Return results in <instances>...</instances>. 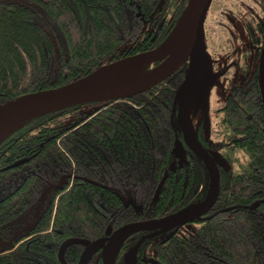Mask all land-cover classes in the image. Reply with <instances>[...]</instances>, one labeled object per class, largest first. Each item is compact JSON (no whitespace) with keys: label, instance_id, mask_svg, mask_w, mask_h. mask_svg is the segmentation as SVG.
I'll return each mask as SVG.
<instances>
[{"label":"trees","instance_id":"1","mask_svg":"<svg viewBox=\"0 0 264 264\" xmlns=\"http://www.w3.org/2000/svg\"><path fill=\"white\" fill-rule=\"evenodd\" d=\"M188 1L0 0V105L155 48ZM257 27L264 35V24ZM186 73L184 64L130 97L35 115L1 142L0 264H79L88 243L120 226L208 196L211 171L177 117L176 90ZM255 74L224 103L221 126L242 135L202 139L221 173L213 208L186 231L135 233L115 264H127L138 243L132 264H264V83ZM106 242L84 264H105Z\"/></svg>","mask_w":264,"mask_h":264},{"label":"water","instance_id":"2","mask_svg":"<svg viewBox=\"0 0 264 264\" xmlns=\"http://www.w3.org/2000/svg\"><path fill=\"white\" fill-rule=\"evenodd\" d=\"M212 1L189 0L187 8L183 12V14L186 13L183 29L173 40H169L170 33L165 41L153 49L105 63L79 79L57 87L23 94L0 105L1 144L13 130L23 124L17 125L18 120L29 110L38 106H48L63 101H70L68 104H74L93 100H111L130 97L150 89L173 75L182 65L188 64L186 76L176 90V101L178 104L177 117L188 145L205 160L211 171V189L208 196L200 202L197 208L192 210L187 211L186 209L188 207H186L173 214L146 220H136L120 226L109 238H99L88 243L82 253L79 264H84L95 246L104 241H107L103 244L105 264H115L116 257L122 246L135 233L146 229L184 225L206 214L215 205L221 186L220 169L215 156H213L198 138L191 121L189 106L187 105L191 83L197 76L207 55L204 42V21L208 15ZM173 53L176 54L172 58H169ZM163 57L165 59L161 62L159 61L152 71L135 82L121 85L108 78L109 74L121 67L131 64H142L148 60H158ZM259 203L260 200H256L253 205L257 206ZM65 243L60 250L61 258H63V247ZM138 245L127 253V264H132L131 258Z\"/></svg>","mask_w":264,"mask_h":264},{"label":"rangeland","instance_id":"3","mask_svg":"<svg viewBox=\"0 0 264 264\" xmlns=\"http://www.w3.org/2000/svg\"><path fill=\"white\" fill-rule=\"evenodd\" d=\"M210 10L211 16L209 19L206 17L209 20L206 22L209 35L206 53L210 58V65L203 66L202 64L197 74L196 89L189 105L193 127H195L194 118H197L207 102L211 105L210 116L213 117L216 106L225 98L230 87L237 82H242L243 70L246 77L254 73L256 68H259L261 78L264 81V51L261 53L258 49H253L250 41L251 33L258 36L260 32L257 26L260 22L264 23V0H215ZM244 34L245 45L241 42V36ZM213 40L219 41L221 44L215 45ZM223 40H228V43L222 42ZM214 57L226 61L225 65L230 60H236L239 64L244 61L245 66L243 69L241 68V74L234 75L230 81H227V76L216 78L217 72L221 71L222 67H213L211 61ZM164 59L165 57L150 61V64L142 65L141 74L149 73L159 61ZM186 66L188 68V64ZM212 81L219 84L217 90L211 91V88L213 89ZM207 96H209L208 99ZM92 107V104H87L84 109L90 110ZM177 153L183 156V147L180 141L177 144ZM201 201L199 200L191 206L197 208Z\"/></svg>","mask_w":264,"mask_h":264},{"label":"flooded vegetation","instance_id":"4","mask_svg":"<svg viewBox=\"0 0 264 264\" xmlns=\"http://www.w3.org/2000/svg\"><path fill=\"white\" fill-rule=\"evenodd\" d=\"M213 3H214V0L212 1L211 6H213ZM211 6H210V8H211ZM210 16H211V10L209 9L207 18L209 19ZM207 18L204 21V42H205L206 49H207V43L209 42L208 28L206 25V22H208L209 20ZM256 38L258 41H261V42L260 43L254 42V39H256ZM250 39H251L250 41H251L252 48L258 49V51L262 53L264 51V48H263L264 35H263V33H259L258 36L252 35V36H250ZM213 42L215 45H218V46L221 44V42H219V41L216 42L213 40ZM222 42L228 43V40H223ZM241 42L243 45H245V34L241 36ZM261 46H262V49H261ZM237 53H239V52H237ZM243 53H245V52H243ZM209 62H210V58H208V55H206L205 60L203 62V66H206V65L209 66L210 65ZM225 62L223 59H219L218 57H214L213 60L211 61V64L213 63V67H215V66H218L220 68L222 67L220 69L221 71L217 72L218 75H216V78H221V77L225 78L227 76V78H226L227 81H230V80H232L234 75L238 76L239 74H241L240 71L245 66L244 61L241 64H239V62L236 60H230L226 65H225ZM185 65H187V64H185ZM256 70H259V68H256L254 73L247 75L246 77H245V71L243 70L244 78H243L242 82H237L230 87V89L228 90V93L225 95V98L222 101H220L219 104L216 106L215 114L213 115L212 118L210 116L211 105L209 104V102H207V104H204L203 110L200 112V114L197 116L196 119L194 118L195 132L205 147H206V145L204 144L202 139H221L222 137H233V136L237 137L239 135H242L236 131H231V130L226 131L227 128H224L221 126V121L223 119V113H224V109H225L224 103H225V100H226L229 92L231 91V89L234 86L243 85L247 81L249 83V81H251L252 79H256V74H255ZM263 83H264V81H263ZM218 85L219 84H217V82L212 81L211 86H213V89L211 88V91L216 89L218 87ZM241 89H243V92H247V87L244 86V87H241ZM208 97L209 96H207V99H208ZM235 149H237V148H235ZM186 224L181 225V226H183V228H182L183 231H186V229H187ZM173 228H175V227H173Z\"/></svg>","mask_w":264,"mask_h":264},{"label":"bare ground","instance_id":"5","mask_svg":"<svg viewBox=\"0 0 264 264\" xmlns=\"http://www.w3.org/2000/svg\"><path fill=\"white\" fill-rule=\"evenodd\" d=\"M185 17H186V13H184L182 15V17L179 19L178 23L176 24L175 28L173 29V31L170 34L169 40H173L181 32V30L183 29L184 23H185ZM175 54L176 53H173L169 58H172ZM150 61H153V60H148L147 62L142 63V64H131V65H127V66L121 67L119 69H116L111 74L108 75V78L111 81H113L117 84H121V85L135 82L145 75V74H141V72H142L141 66L145 65V64H150ZM196 84H197V76L195 77V79L191 83V86L189 89V94H188V99H187V105L188 106L190 105L192 96H193L194 91L196 89ZM69 102L70 101L57 102V103H54V104H51L48 106H38L34 109H31L18 120L17 125L26 122L27 120H29L31 117H33L36 114H39L41 112H45L47 110L59 108L61 106L68 104ZM194 208L195 207H193V206H189L186 210L189 211V210H192Z\"/></svg>","mask_w":264,"mask_h":264}]
</instances>
